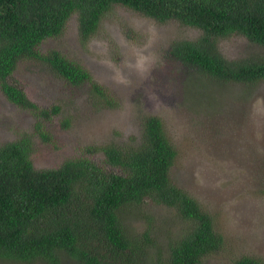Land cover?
Here are the masks:
<instances>
[{"label": "trees", "instance_id": "obj_1", "mask_svg": "<svg viewBox=\"0 0 264 264\" xmlns=\"http://www.w3.org/2000/svg\"><path fill=\"white\" fill-rule=\"evenodd\" d=\"M117 4L160 23L176 21L200 30L195 39L173 41L167 51L170 59L198 76L223 84L264 80L263 58L229 60L218 47L220 38L232 35L264 47V0H0V91L34 115V134L40 141L53 138L40 116L49 120L62 115L63 128L71 118L60 104L41 108L30 100L13 76L18 63L38 60L74 87L89 83L105 107H111L113 98L80 64L56 49L40 53L37 47L60 35L73 13L82 38H88ZM32 136L0 143V259L59 264V252L64 251L79 264H120L133 248L148 247L147 241L158 250L161 246L148 237L149 222L136 235L121 220V210L141 208L146 201L172 206L181 219L192 221L168 242L167 257L158 256L159 264H199L203 255L220 247L222 235L212 216L172 181L178 150L159 117L144 116L139 136L86 146L88 154H101L100 165L79 155L56 167L37 168L31 158ZM135 216H145L144 210ZM235 264L259 262L243 256Z\"/></svg>", "mask_w": 264, "mask_h": 264}, {"label": "rangeland", "instance_id": "obj_2", "mask_svg": "<svg viewBox=\"0 0 264 264\" xmlns=\"http://www.w3.org/2000/svg\"><path fill=\"white\" fill-rule=\"evenodd\" d=\"M78 23L73 13L60 35L37 48L40 53L56 49L80 64L113 98L111 107H105L89 83L74 87L43 62L26 59L18 63L15 80L38 107L60 104L70 125L61 126L62 115L49 120L40 116L53 137L42 142L34 134V115L0 91V143L32 134L31 158L37 168L56 167L79 155L100 165L101 154H88L86 146L139 136L144 116H157L178 150L172 181L198 200L222 235L220 247L203 255L199 264H235L243 256L264 264V80L218 83L170 59L173 41L195 39L201 32L176 21L160 23L117 4L88 38H82ZM218 47L229 60L264 59V47L243 36L220 38ZM141 208L145 216L136 217ZM141 208L121 210L125 229L141 234L149 222L148 237L161 247L154 250L147 241L150 249L133 248L120 264H159L158 256L167 257L168 242L192 222L181 219L172 206L146 201ZM0 264L46 262L2 258ZM59 264L79 263L60 251Z\"/></svg>", "mask_w": 264, "mask_h": 264}]
</instances>
